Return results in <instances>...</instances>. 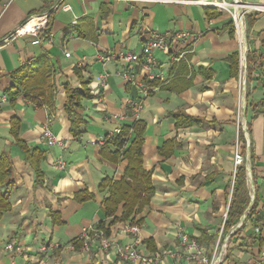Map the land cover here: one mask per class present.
Here are the masks:
<instances>
[{"label": "crops", "instance_id": "0c3cea01", "mask_svg": "<svg viewBox=\"0 0 264 264\" xmlns=\"http://www.w3.org/2000/svg\"><path fill=\"white\" fill-rule=\"evenodd\" d=\"M191 1L203 0H63L71 8L68 12L54 10L59 0H0V100L6 99L0 101V154L10 157L15 183L9 188L12 210L0 221V264H131L117 259L115 247L136 239L143 254L160 256L157 264H198L185 259L191 253L183 246L185 235L207 259L218 244V264H264V14L246 19L245 135L237 132L235 121L238 59L236 71L230 58L238 54V47L230 17ZM242 1L264 5V0ZM45 11L50 14V32L11 37L29 17ZM180 32L190 37L170 39L166 52L155 53L159 69L154 74L159 73L162 83H147L150 93L134 115L133 104L141 97L117 75L128 68L119 56L139 51L152 33L169 38ZM102 53L116 59L98 62ZM39 57L55 71L52 104L39 108L22 94L11 103L6 94L13 85L11 75ZM75 70L94 95L75 110L84 123L79 137L70 133L64 110V86H81ZM134 70L140 80L147 75L140 67ZM169 83L172 89L167 90ZM177 112L203 125L176 128L169 116ZM14 118L20 122L19 137L43 155L40 183L10 135ZM137 121L145 125L143 169L151 174L154 194L130 220L113 224L103 216L109 192H99V186L104 179L119 181L127 162L121 158L114 164L103 158L102 139ZM44 127L64 146H47L40 136ZM235 146L248 168L250 202L240 220L226 230L237 180ZM78 193L91 198L80 204L74 198ZM51 213L58 216L53 219ZM121 213L119 208L116 217ZM131 221L138 225V235L124 231ZM99 225L112 243L106 253L93 234L83 237L84 230L101 229ZM9 245L12 252L5 251Z\"/></svg>", "mask_w": 264, "mask_h": 264}, {"label": "trees", "instance_id": "16d2710c", "mask_svg": "<svg viewBox=\"0 0 264 264\" xmlns=\"http://www.w3.org/2000/svg\"><path fill=\"white\" fill-rule=\"evenodd\" d=\"M50 28L48 23L47 30ZM49 33H47L48 36ZM231 66L237 71L238 54L230 58ZM234 63V64H233ZM174 65L172 66V68ZM172 68L170 71H172ZM238 76V71L236 72ZM54 75L55 71L45 57H39L28 61L20 66L12 75L11 81L13 85L7 89L6 94L10 97L11 103H14L16 98L22 94L23 97L30 101L36 107H42V104L51 105L54 94ZM75 75L81 81L79 88H72L70 85H65L63 90L66 95L64 110L71 121L70 133L73 137H79L82 134L81 126L83 121L77 116L75 110L80 107L82 100L94 98L88 89V82L83 81V78L78 70H75ZM156 85L162 82L153 81ZM172 84L166 85V89H172ZM190 83L187 82L186 86ZM13 90L15 92H13ZM175 122L176 128H188L192 126H202L203 122L194 119L183 112L171 114ZM20 122L16 118L10 121V135L15 146L23 153L25 162L29 163L35 175V181L40 183L43 180V172L40 169V163L43 160L42 153L37 149H30L24 141L19 137ZM145 125L142 122H134L131 126H123L118 135L112 139H106L100 154L107 161L116 164L121 158L127 162L123 176L119 181L104 179L100 186L99 192L108 191L109 196L103 203V216L105 219H113L112 223L119 221L126 222L130 220L133 214L142 211L147 207L154 194V189L151 184V174L143 169V159L141 148L143 145V134ZM129 146L125 149L126 144ZM170 145V144H168ZM114 148V152L111 151ZM246 167L244 165L237 169V180L234 185L232 200L227 214V220L224 228L227 230L235 225L249 206L250 198L246 189ZM12 180V163L11 159L6 154H0V221L6 213L11 212L12 205L10 202L9 188L14 186ZM75 200L80 204L90 200L91 196L81 193L75 195ZM254 205L250 210V215L254 214ZM121 209L122 213L119 218L116 214ZM57 214L51 213V217H57ZM131 221L130 223H132ZM102 230L103 225H99ZM103 231V230H102ZM108 236V231H104ZM82 247L81 242H74ZM151 245V241L147 242ZM150 251H153L150 247Z\"/></svg>", "mask_w": 264, "mask_h": 264}, {"label": "built area", "instance_id": "2783aa9c", "mask_svg": "<svg viewBox=\"0 0 264 264\" xmlns=\"http://www.w3.org/2000/svg\"><path fill=\"white\" fill-rule=\"evenodd\" d=\"M63 0L55 5L54 10L61 9L65 12L71 10L69 5H64ZM189 4L194 6H200L203 8H211L218 10L219 12L226 13L229 15L231 20L232 32L235 36L237 47H238V76H237V96L235 104V121L237 132L243 131L247 135V127L243 122V113L246 107V96H247V29H246V19L250 15L264 14V5L263 4H250L242 0H203V1H191ZM49 12L45 11L39 15L29 17L23 25L18 27L12 36H23V35H35L39 36L47 30L49 23ZM10 37V38H11ZM190 35L185 32L175 33L170 35L169 38L161 36L158 33H152L150 38L142 45L141 49L138 52H127L119 56L120 59L125 61L128 68L124 71L118 72V76L129 84L139 95L140 100L134 102L132 107V112L134 115H138L142 109V100L147 98L150 93V88L147 83L153 82L155 80H161L159 73L154 71L159 69L158 64L154 58L155 53L157 52H166L169 46L170 39H185L189 38ZM115 56L102 53L97 55V61L105 63L108 61H114ZM181 59V56L176 57L173 61L178 62ZM134 67V68H133ZM140 67L142 70L147 71V75L144 79H138L133 72L135 68ZM131 68V69H130ZM133 68V69H132ZM106 80V75H103L100 79L101 84ZM1 102H5L6 99L2 98ZM119 130L114 131L106 135L102 139V144L105 143L106 139H112L119 134ZM40 136L44 140L45 144L49 147H63V142L52 134V132L44 127L41 130ZM245 164V157L241 155L238 151V148L234 150L233 155V180L237 174V169ZM59 166L62 167L63 164L59 163ZM248 168H246L247 174ZM249 174V173H248ZM240 227V224L237 226ZM124 231L129 234L138 235L139 227L136 224H127L125 225ZM255 233H259V229H255ZM89 234H93L95 239L100 241V250L104 253L111 250L112 243L111 240L107 238L104 231L98 228H88L83 231V237H87ZM183 246L187 247L190 254L186 256L187 261H196L198 264H218L219 256H217L218 244L214 250L213 256L210 259L202 256V253L197 249V243L188 236L183 237ZM5 251L12 252V246H6ZM116 257L118 260L131 263V264H157L160 260L158 255H146L143 254L138 249L137 239L129 245H120L115 247ZM169 256L175 257L172 253H168ZM181 256V255H180ZM179 256V257H180Z\"/></svg>", "mask_w": 264, "mask_h": 264}, {"label": "rangeland", "instance_id": "374dc122", "mask_svg": "<svg viewBox=\"0 0 264 264\" xmlns=\"http://www.w3.org/2000/svg\"><path fill=\"white\" fill-rule=\"evenodd\" d=\"M136 52H138V50L135 51V53H136ZM15 148H16V147H15ZM16 149H17V148H16ZM235 149H236V146L234 147V150H235ZM18 151H19V150H18ZM220 251H221V248L217 250V256H219V252H220Z\"/></svg>", "mask_w": 264, "mask_h": 264}]
</instances>
